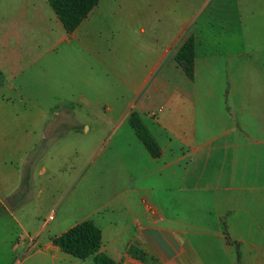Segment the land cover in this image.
I'll return each mask as SVG.
<instances>
[{
    "label": "crops",
    "instance_id": "0c3cea01",
    "mask_svg": "<svg viewBox=\"0 0 264 264\" xmlns=\"http://www.w3.org/2000/svg\"><path fill=\"white\" fill-rule=\"evenodd\" d=\"M190 36L193 79L175 59ZM29 160L39 167L23 186L15 165ZM60 189L49 215L73 223L54 233L32 204ZM84 221L118 264H237L225 223L264 246V0H100L71 33L49 0H0V264L29 254L32 232L40 248L18 264L64 261L52 239ZM195 230L221 252L203 253Z\"/></svg>",
    "mask_w": 264,
    "mask_h": 264
},
{
    "label": "trees",
    "instance_id": "16d2710c",
    "mask_svg": "<svg viewBox=\"0 0 264 264\" xmlns=\"http://www.w3.org/2000/svg\"><path fill=\"white\" fill-rule=\"evenodd\" d=\"M99 2L100 0H49L69 33L73 32L88 17ZM175 59L188 77L193 79L195 74V40L193 36H190L181 45ZM130 125L150 153L154 157H158L160 148L138 114L131 115ZM52 241L62 252L77 259L92 258V264H118L101 251L102 231L93 221L81 222L60 236L54 237ZM128 253L140 260H145L144 253L135 246H130Z\"/></svg>",
    "mask_w": 264,
    "mask_h": 264
},
{
    "label": "rangeland",
    "instance_id": "374dc122",
    "mask_svg": "<svg viewBox=\"0 0 264 264\" xmlns=\"http://www.w3.org/2000/svg\"><path fill=\"white\" fill-rule=\"evenodd\" d=\"M48 135H49V139L52 140L58 136L65 135V132H57V133L52 132ZM81 135L82 134H79V136H81ZM42 144H44V143H42ZM36 164L37 163H34L33 160H29L27 165L24 168L21 164H19V166L15 165L20 170L24 169L23 170L24 171V174H23V176H24L23 184L24 185L23 186H27L30 183V179H31L30 176H33V173L36 171L37 167H39V166H36ZM23 171H22V173H23ZM45 176H55V174L52 175L50 173H47V175H45ZM56 189H54L52 191H55ZM61 192H62V189H60L59 191L56 192L57 196H54V200L52 202L47 201L46 203L38 205V203H37L38 200L34 201V203L32 204L33 205L32 209L37 205L35 207V212H37V213L39 212V214H40L38 219H40L41 221L47 219L49 213L51 211H53V209H54V207H52V205L55 204V202L58 200V197H59V195H61ZM81 194H83V195H81V196L77 195V199H76L79 205L83 204V203L87 204L88 201H89V204L92 203V201H93L92 196H88V194H86V192H81ZM64 196H65V194H64ZM64 196H63V198H64ZM63 204H65V202ZM63 207L65 208L66 206H63ZM151 208H153V210H155V208L153 206H151ZM28 214L32 216V213L29 212ZM51 214H54V212ZM66 217H67V213L65 212V209L57 211L56 212V219L52 220L51 223L49 224V226L47 225L48 227L45 226V227H47L46 231L52 230L54 233H58L60 230H64L67 227H69L73 222L72 221H66L65 220ZM29 218H30V216H29ZM191 231H193V230H190V232ZM195 231L197 232V234H191L192 239L194 241L198 242V239L199 240H205L204 243H202L203 245L200 248L203 253L221 252L217 245L207 244L209 242V239L212 237L211 234L205 232V230H195ZM255 231H260V230H255ZM219 232H220L222 239H223V242L221 245L223 247L222 251L223 252L226 251L224 249V247H226L228 249L227 252H231L234 255V258H236L237 264H263L264 263V261H263V259H264V251H263L264 246H260V245L246 246V245L242 244V242L238 238H236L232 235L231 230L226 227V223L223 224L222 228L219 229L218 233ZM31 234L34 235L33 232ZM25 237L26 236H24L22 238H25ZM38 241H39V239H38ZM133 246H135V245H133ZM194 246L195 245H192V248H194ZM135 247L140 249L144 253L145 260H142L143 262H145V263H148V262L157 263L158 262V259L155 258L150 253H148L144 248H141V247L139 248L137 246H135ZM38 248H40V244H37L36 248H33L29 254L35 252L36 249H38ZM161 249L163 250V248H161ZM196 249H197V247H196ZM197 251H198V249H197ZM29 254H21L19 256L18 255L15 256L14 264H18L19 260L23 261L25 259V257H27ZM247 254H250L253 257L254 261H251V262L247 261ZM92 263H93L92 258H88L86 260H80V259H77V258L69 255V254H66L64 257V261L57 262L56 264H92ZM225 263L227 264L228 262L225 261ZM23 264H39V263H37V261L35 259H30L27 262H23ZM40 264H49V262H44V263L42 262Z\"/></svg>",
    "mask_w": 264,
    "mask_h": 264
},
{
    "label": "built area",
    "instance_id": "2783aa9c",
    "mask_svg": "<svg viewBox=\"0 0 264 264\" xmlns=\"http://www.w3.org/2000/svg\"><path fill=\"white\" fill-rule=\"evenodd\" d=\"M54 219V214H50L46 220L43 221V225L44 226H47L48 223L50 221H52ZM40 237V234L39 233H35L34 235H27V237L25 238H21L23 244H24V248H25V252H28L30 250H32L33 248H36L37 246V241Z\"/></svg>",
    "mask_w": 264,
    "mask_h": 264
}]
</instances>
